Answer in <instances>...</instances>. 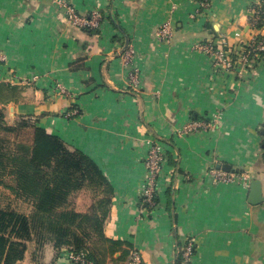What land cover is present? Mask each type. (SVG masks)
Here are the masks:
<instances>
[{
  "label": "crops",
  "instance_id": "1",
  "mask_svg": "<svg viewBox=\"0 0 264 264\" xmlns=\"http://www.w3.org/2000/svg\"><path fill=\"white\" fill-rule=\"evenodd\" d=\"M211 1L207 15L197 0H0L7 125L33 119L91 157L114 192L106 237L132 244L146 264H177L187 240L197 250L192 264H264V203L252 206L250 187L215 185L210 176L228 165L230 174L264 184V65L219 72L194 47L218 37L231 48L249 42L258 34L250 27L255 0ZM64 4L84 17L99 12L100 34L70 24ZM166 23L174 29L169 44L156 36ZM127 48L136 55L138 89L121 57ZM219 112L213 131L179 134ZM154 141L166 161L150 211L141 187ZM45 250L53 264H71L68 249Z\"/></svg>",
  "mask_w": 264,
  "mask_h": 264
},
{
  "label": "trees",
  "instance_id": "2",
  "mask_svg": "<svg viewBox=\"0 0 264 264\" xmlns=\"http://www.w3.org/2000/svg\"><path fill=\"white\" fill-rule=\"evenodd\" d=\"M92 15L86 18L92 19ZM263 15L254 27L257 30L264 29ZM102 20L101 15L100 25ZM77 28L93 36L100 34V27ZM207 28L211 29L210 26ZM262 41L264 35L259 34L256 42ZM257 53L264 57V52ZM4 86L0 83V90ZM28 123L23 120L14 127L9 126L4 111L0 109V173L7 175V178L0 179V187L14 196L30 200L33 205L29 214L0 205V264L21 261L27 251V243L33 237L48 240L57 255L63 249L82 255L86 264H107L108 258L115 264H127L132 244L111 240L104 233L114 192L103 171L82 151L69 150L59 136ZM18 130L29 131L30 141L15 142V151L8 154L5 152L7 145L13 144H10L6 133ZM89 191L93 203L82 212L73 205L71 197L74 193ZM158 200L156 193L155 206L143 203V207L153 211ZM183 252L184 249L177 264H185ZM117 253L120 256L115 258ZM196 254L194 246L193 255Z\"/></svg>",
  "mask_w": 264,
  "mask_h": 264
},
{
  "label": "built area",
  "instance_id": "3",
  "mask_svg": "<svg viewBox=\"0 0 264 264\" xmlns=\"http://www.w3.org/2000/svg\"><path fill=\"white\" fill-rule=\"evenodd\" d=\"M197 5L199 7L198 13H203L207 15L211 13V0H197ZM64 6L65 14L70 24L81 28L100 27L99 22L101 19V14L99 12H94L92 15V19H87L86 17L79 15L72 5L64 4ZM263 7L264 0H255L251 6L250 27L258 31V34L255 35L249 42L231 48L228 46L224 38L218 37L211 41L198 43L194 47L198 51H202L203 53L211 57L213 66L219 72L233 73L237 70V72L240 71L244 73V71L242 70L253 71L256 67L263 66L264 57L257 52H264V41L257 43L256 37L259 34L264 35V29L257 30L256 28H254L257 22L261 19L262 14H264ZM173 34L174 29L170 23L164 24L156 32L157 38L167 44L172 41ZM121 57L123 61L127 65H130L132 69L128 77L129 83L133 86V88L138 89V87L140 86V71L138 68V64H136L135 52H133L131 48H127L122 52ZM0 60L4 61L5 57L0 55ZM220 118L221 114L219 112L218 114L214 115L211 121H189L179 130V134L194 135L203 132L213 131L215 122L218 121V119ZM165 161L166 157L163 145L156 141L152 142L145 158L146 172L143 180V185L141 187L142 202L150 206H155L154 195L157 193V188ZM210 176L212 178V183L215 185L219 183H237L249 188L251 183V178L249 175L230 174L215 168L211 170ZM194 246L195 244L193 243V241H189V243L184 248L183 258L184 262L187 264L193 263V259L195 256L193 255ZM68 258L71 264L77 262H82L83 264H86L82 255L77 256L73 253H69ZM128 264L146 263L143 260L140 252L136 249H132L130 250V254L128 257Z\"/></svg>",
  "mask_w": 264,
  "mask_h": 264
},
{
  "label": "rangeland",
  "instance_id": "4",
  "mask_svg": "<svg viewBox=\"0 0 264 264\" xmlns=\"http://www.w3.org/2000/svg\"><path fill=\"white\" fill-rule=\"evenodd\" d=\"M18 88L17 92L18 93L20 91V93L24 92V89L22 86L19 87H15ZM20 88V89H19ZM6 95H9L10 92L8 90H0V94L3 93ZM3 110V109H2ZM5 115V114H4ZM23 119L20 120V122H22ZM29 125H34L35 122L33 119H29L27 120ZM25 122V121H24ZM7 124V123H6ZM9 126H15L14 124H11ZM18 130L17 132H13L10 134L6 133V136L9 137L10 139V144L12 143L13 145L8 146L7 145V149L5 152L10 154L12 152L15 151V142H19L21 141H30L31 138V133L29 134V131H20ZM1 134V133H0ZM6 174H1L0 173V179L7 178ZM71 200L73 202V205L77 208V209H86L85 207H90L93 203V198H92V193L89 191L88 192H77L72 194ZM0 205L7 207V206H11L12 208H14L15 210H17L18 212L21 213H26L29 214L31 209H32V202L29 200L27 201V199L23 198V197H17L14 196L12 193H10L9 191L5 190L4 188L0 187ZM51 243L44 239H38L36 237H33L32 240H30L27 243V251L24 254V257L21 261H19L17 264H53L55 261V258H52V254L51 251L50 252H46L45 248L47 246H49ZM52 245V244H51ZM53 246V245H52ZM57 253V252H56ZM55 253V256L57 255ZM58 256V255H57ZM185 263V262H184ZM187 264V263H185Z\"/></svg>",
  "mask_w": 264,
  "mask_h": 264
},
{
  "label": "water",
  "instance_id": "5",
  "mask_svg": "<svg viewBox=\"0 0 264 264\" xmlns=\"http://www.w3.org/2000/svg\"><path fill=\"white\" fill-rule=\"evenodd\" d=\"M264 134V132H263ZM223 170L230 173L231 167L226 165ZM248 203L252 206H260L264 203L263 183L260 180H252L250 183Z\"/></svg>",
  "mask_w": 264,
  "mask_h": 264
}]
</instances>
